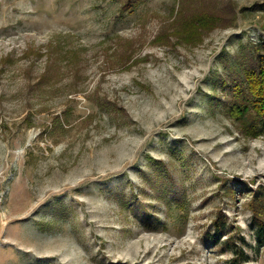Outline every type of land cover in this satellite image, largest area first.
<instances>
[{"label":"rangeland","instance_id":"374dc122","mask_svg":"<svg viewBox=\"0 0 264 264\" xmlns=\"http://www.w3.org/2000/svg\"><path fill=\"white\" fill-rule=\"evenodd\" d=\"M262 2L0 0V264H264V135L216 101Z\"/></svg>","mask_w":264,"mask_h":264},{"label":"trees","instance_id":"16d2710c","mask_svg":"<svg viewBox=\"0 0 264 264\" xmlns=\"http://www.w3.org/2000/svg\"><path fill=\"white\" fill-rule=\"evenodd\" d=\"M264 11V2L257 8ZM215 21L206 19L203 23L206 26ZM197 20L194 21L197 24ZM203 27V26H202ZM195 27L194 29H196ZM245 47L240 53L244 54ZM251 54V59L243 62L238 61L234 66L232 62L226 64L228 70L226 80L221 79L222 92H228V99L222 101L217 97L216 101L223 104L228 116L234 123L238 124L242 134L253 136L264 135V41L258 44L251 43L247 52ZM239 70V71H238ZM165 184L168 182L165 179ZM264 191L254 199V231L256 234L257 248L264 250ZM216 235L219 238L224 234V224H217ZM214 236V235H213ZM220 243V241H218ZM233 255V259L228 264H249V257L240 249L232 248L230 238L223 242Z\"/></svg>","mask_w":264,"mask_h":264}]
</instances>
